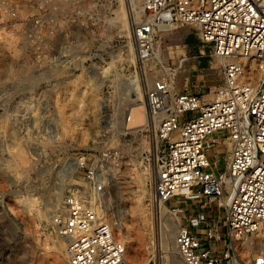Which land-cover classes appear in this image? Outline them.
I'll list each match as a JSON object with an SVG mask.
<instances>
[{
	"label": "built area",
	"instance_id": "1",
	"mask_svg": "<svg viewBox=\"0 0 264 264\" xmlns=\"http://www.w3.org/2000/svg\"><path fill=\"white\" fill-rule=\"evenodd\" d=\"M111 4L0 0V41L28 52L33 66L50 52L58 51L60 59L63 52L95 45L94 40L100 47L105 35L97 27L108 23ZM141 8L133 39L137 61L153 62L142 127L157 142L154 196L177 211L195 201L223 210L224 228L205 219L198 220L201 229L179 222L175 248L184 264H264V0H142ZM182 24L191 25L219 60L221 82L212 98L189 89L188 72L177 88L185 54L170 62L158 56L161 34ZM218 132L225 144L221 164L208 154ZM120 158L113 147L74 157L85 186H73L50 220L65 241L68 264H156L126 258L106 206L99 203Z\"/></svg>",
	"mask_w": 264,
	"mask_h": 264
},
{
	"label": "rangeland",
	"instance_id": "2",
	"mask_svg": "<svg viewBox=\"0 0 264 264\" xmlns=\"http://www.w3.org/2000/svg\"><path fill=\"white\" fill-rule=\"evenodd\" d=\"M141 4L112 0L108 23L97 27L105 35L103 45L94 40L95 45L63 52L60 59L58 51L50 52L52 60L48 55L39 66L32 65L28 52L9 48L13 41H0V264H68L65 241L51 216L73 186H85L74 157L93 156L104 147L119 148L121 158L99 203L130 262L184 264L173 242L179 222L201 229L198 220L205 219L224 228L223 210L214 204L189 202L177 211L158 202L152 188L157 142L142 125L124 128L133 100L142 102L144 112L143 90L151 82L153 62L139 63L135 55L133 26L143 18ZM63 24L70 28L67 20ZM210 50L191 25L182 24L161 34L157 53L169 62L184 54L190 63L196 54L206 58L202 93L212 98L221 69ZM186 73L184 64L177 84ZM214 136L208 154L221 164L224 135ZM258 242L254 238L253 245Z\"/></svg>",
	"mask_w": 264,
	"mask_h": 264
},
{
	"label": "crops",
	"instance_id": "3",
	"mask_svg": "<svg viewBox=\"0 0 264 264\" xmlns=\"http://www.w3.org/2000/svg\"><path fill=\"white\" fill-rule=\"evenodd\" d=\"M198 57V59H194L192 63H190L191 60L185 62V68H187V72L190 75L191 81H195V83H191L189 85V89L194 92L202 93V91L205 89L204 86L206 85L207 79H206V74H207V59L202 57L201 54H196L193 56V58ZM191 67H194V70L191 71ZM193 76H196L193 78ZM190 81V80H189ZM177 88L179 90L182 89V84L181 80L177 78ZM191 86V87H190ZM193 86V87H192ZM203 94V93H202ZM223 245L222 242L218 243V247L221 248Z\"/></svg>",
	"mask_w": 264,
	"mask_h": 264
},
{
	"label": "bare ground",
	"instance_id": "4",
	"mask_svg": "<svg viewBox=\"0 0 264 264\" xmlns=\"http://www.w3.org/2000/svg\"><path fill=\"white\" fill-rule=\"evenodd\" d=\"M135 89H137V88H135ZM143 92H144V90H143ZM141 106H142V102L140 103L137 100H133L132 104L128 107V114L129 115L124 120V128H132V127H136V126L144 124V122H145V113L142 112ZM164 207L165 206L162 205V208H164ZM42 212L43 213L46 212L45 206H43V211Z\"/></svg>",
	"mask_w": 264,
	"mask_h": 264
}]
</instances>
